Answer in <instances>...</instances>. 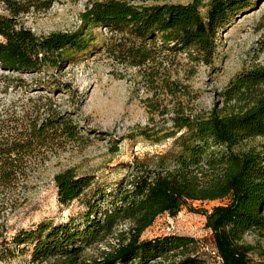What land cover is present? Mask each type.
<instances>
[{
  "label": "trees",
  "instance_id": "1",
  "mask_svg": "<svg viewBox=\"0 0 264 264\" xmlns=\"http://www.w3.org/2000/svg\"><path fill=\"white\" fill-rule=\"evenodd\" d=\"M0 2L7 12L0 14L1 70L59 71L93 50L91 30L103 28L111 35L103 51L135 70L149 121L157 116L170 123L169 131L164 129L167 133L154 143L172 140L164 153L127 164L126 177L108 190L91 175H77L72 169L58 172L53 176L57 201L62 206L80 201V216L40 221L8 241L1 237L2 214L16 202L13 195L26 180L24 167L33 149L49 141L80 140L81 134L71 120L51 116L32 123L24 139H1L0 261L14 256L12 245L32 263L206 264L201 253L205 247L193 237L162 232L141 238L159 217L174 218L188 208L205 218L220 264H264V149L253 144L256 139L264 141V64L236 74L222 93L226 107L205 115L192 108L197 96L177 79L173 68V58L181 55L211 65L219 32L249 10L254 0L145 5L91 0L78 30L45 36L25 29L17 16L30 8L47 9L51 0ZM259 45L264 51V36ZM139 132L150 140L147 130ZM196 201L225 203L210 211L188 207ZM247 234L254 235V243L244 241Z\"/></svg>",
  "mask_w": 264,
  "mask_h": 264
},
{
  "label": "rangeland",
  "instance_id": "2",
  "mask_svg": "<svg viewBox=\"0 0 264 264\" xmlns=\"http://www.w3.org/2000/svg\"><path fill=\"white\" fill-rule=\"evenodd\" d=\"M90 1L51 0L47 9L30 8L28 13L17 16V21L36 36L73 32L80 28V16ZM131 1L145 5L186 4L191 0ZM0 14L7 15L1 2ZM91 33L93 50L78 56L59 71L19 74L0 69V140L19 141L21 136L24 139L32 123H40L51 116L71 120L81 134L80 140L49 141L33 149L24 167L26 180H22L23 185L18 186L13 195L16 202L2 214L5 232L1 237L8 241L14 233L30 229L40 221L63 222L69 216H80L83 211L80 201L68 206L58 203L53 183V176L58 172L72 169L77 175H91L108 190L126 177L127 164L145 161L172 146L171 139L154 143L169 131L170 123L167 118L157 116L153 124L149 121L150 116L141 103L144 93L135 70L104 53L102 47L111 37L110 33L103 28L92 29ZM263 36L264 0H254L249 10L237 15L219 32L211 65L193 63L184 55L173 58L177 79L197 96L191 103L196 113L205 115L213 109L217 112L224 109L222 93L235 75L264 64V51L259 49ZM47 85L52 88L47 89ZM143 129L151 135L150 140L139 136ZM253 144L263 145L259 149H264L261 139ZM224 203L196 201L188 207L210 211ZM167 220L168 216L156 220L141 238L160 236ZM172 222L177 235L193 237L205 247L201 253H204L206 264H220L213 255L211 232L204 226V217L184 208ZM244 241L254 243L255 237L247 234ZM9 246L14 256L0 264H49L32 263L27 254L20 255L15 247ZM98 247L103 249L104 245Z\"/></svg>",
  "mask_w": 264,
  "mask_h": 264
},
{
  "label": "built area",
  "instance_id": "3",
  "mask_svg": "<svg viewBox=\"0 0 264 264\" xmlns=\"http://www.w3.org/2000/svg\"><path fill=\"white\" fill-rule=\"evenodd\" d=\"M174 218L168 216V220L166 222V226L163 229L164 234H169V233H174L175 232V227L172 222ZM219 260V259H218Z\"/></svg>",
  "mask_w": 264,
  "mask_h": 264
},
{
  "label": "crops",
  "instance_id": "4",
  "mask_svg": "<svg viewBox=\"0 0 264 264\" xmlns=\"http://www.w3.org/2000/svg\"><path fill=\"white\" fill-rule=\"evenodd\" d=\"M163 216H167V215H163ZM163 216H162V217H163ZM159 218H161V217H159ZM159 218H158V219H159ZM158 219H157V220H158Z\"/></svg>",
  "mask_w": 264,
  "mask_h": 264
}]
</instances>
